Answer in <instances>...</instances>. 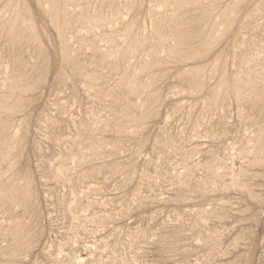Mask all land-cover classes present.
Returning <instances> with one entry per match:
<instances>
[{
    "label": "rangeland",
    "instance_id": "obj_1",
    "mask_svg": "<svg viewBox=\"0 0 264 264\" xmlns=\"http://www.w3.org/2000/svg\"><path fill=\"white\" fill-rule=\"evenodd\" d=\"M0 264H264V0H0Z\"/></svg>",
    "mask_w": 264,
    "mask_h": 264
}]
</instances>
